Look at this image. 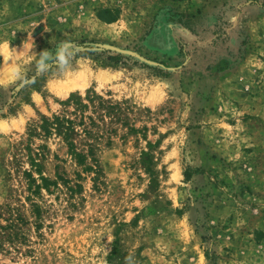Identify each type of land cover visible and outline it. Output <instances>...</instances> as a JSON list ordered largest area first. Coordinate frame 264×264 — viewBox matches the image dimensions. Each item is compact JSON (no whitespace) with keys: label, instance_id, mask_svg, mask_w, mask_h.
Returning a JSON list of instances; mask_svg holds the SVG:
<instances>
[{"label":"rangeland","instance_id":"rangeland-1","mask_svg":"<svg viewBox=\"0 0 264 264\" xmlns=\"http://www.w3.org/2000/svg\"><path fill=\"white\" fill-rule=\"evenodd\" d=\"M31 33L79 47L0 88V264H264V0H0V42ZM28 147L62 178L30 200Z\"/></svg>","mask_w":264,"mask_h":264},{"label":"clouds","instance_id":"clouds-1","mask_svg":"<svg viewBox=\"0 0 264 264\" xmlns=\"http://www.w3.org/2000/svg\"><path fill=\"white\" fill-rule=\"evenodd\" d=\"M34 46L32 33L28 34L27 40L22 42V50L19 52L9 42H0V58L3 60V64L0 65V88L23 89L34 82L25 72L20 62L21 57H33L36 76L46 75L54 69L62 74L71 70L73 59L77 54L76 49L79 47L71 41H61L54 50L44 49L37 54L32 51ZM125 264H132V258L126 257Z\"/></svg>","mask_w":264,"mask_h":264},{"label":"trees","instance_id":"trees-1","mask_svg":"<svg viewBox=\"0 0 264 264\" xmlns=\"http://www.w3.org/2000/svg\"><path fill=\"white\" fill-rule=\"evenodd\" d=\"M69 102L76 104L77 107H86V104L82 102L78 95L71 97L65 101L64 104H69ZM74 123L73 119L65 115L54 114L52 118L41 119V123L38 127L42 130L43 135L52 133V130L55 131V133L62 134L77 161L79 163H84L85 154L75 151L74 143L71 140V135L74 131ZM33 132L34 130L32 129L31 134ZM27 155L30 162V169H25L23 173L27 182V190L30 192V195H27V198L30 200L31 196H40L42 189L51 192L50 186L58 187L57 179L62 178L58 176L57 179H50L49 177L43 175L41 164L38 159V157L42 156L39 150L34 153L30 147H28ZM33 172L37 173V178L33 175ZM31 204V212L33 216L36 217V219H40L42 214L41 205L33 201ZM10 210L12 211V209ZM15 214L16 215H12V217L7 220L8 223L6 225H0L2 230H6L7 228L11 229L10 232H7L5 235V237H8L9 239L18 236L15 228L17 226V222L23 221L20 212H16ZM38 226H40V223H38Z\"/></svg>","mask_w":264,"mask_h":264},{"label":"bare ground","instance_id":"bare-ground-1","mask_svg":"<svg viewBox=\"0 0 264 264\" xmlns=\"http://www.w3.org/2000/svg\"><path fill=\"white\" fill-rule=\"evenodd\" d=\"M72 85H74V83H68V84H65L64 86H63V89L66 91V90H68ZM61 88V87H60Z\"/></svg>","mask_w":264,"mask_h":264}]
</instances>
